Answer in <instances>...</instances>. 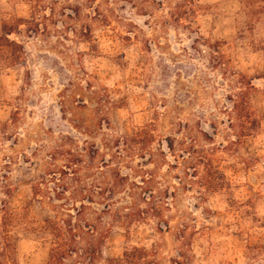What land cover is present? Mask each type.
Segmentation results:
<instances>
[{"label":"rangeland","instance_id":"1","mask_svg":"<svg viewBox=\"0 0 264 264\" xmlns=\"http://www.w3.org/2000/svg\"><path fill=\"white\" fill-rule=\"evenodd\" d=\"M182 1L0 0V264L81 188L96 264H264V0Z\"/></svg>","mask_w":264,"mask_h":264},{"label":"trees","instance_id":"2","mask_svg":"<svg viewBox=\"0 0 264 264\" xmlns=\"http://www.w3.org/2000/svg\"><path fill=\"white\" fill-rule=\"evenodd\" d=\"M247 1L249 7H256L250 0ZM193 3L192 0H183L179 3L177 9L173 12L172 17L174 22L177 24H182L185 19L188 21V11L186 10V5ZM192 23V21H189ZM5 35L0 36V50L4 47L1 43L5 42L8 44L15 45V43L9 40V36L13 33L11 30H4ZM246 95V93H241V96ZM240 102H235L234 108L237 109L239 113L240 123L245 124L246 119H252L250 110L238 109ZM246 113V114H244ZM68 190L62 192V197H66ZM101 197L111 200L115 197L114 190H107L104 192L102 189L97 190V188H81V190H75L70 198H65L68 203L65 206L69 209L63 207V215L56 220L48 219L44 222L41 227V232L50 234L54 238L50 252V264H65L68 259L73 257L78 258L71 264H96L102 258V247L104 243L103 235H101L96 230V226L91 225L87 222L84 214L89 207L94 203L95 197ZM77 199H82L78 202ZM77 203H80L79 205ZM113 208V204L106 203L103 207V212H110ZM136 212L139 214V208H136ZM130 214V213H129ZM129 214H121L124 217H128ZM134 217V216H133ZM6 249H2L1 257L8 260L6 254ZM144 251L139 248H134L131 251L125 252L122 259H110L106 260V264H144ZM140 261V262H139Z\"/></svg>","mask_w":264,"mask_h":264}]
</instances>
